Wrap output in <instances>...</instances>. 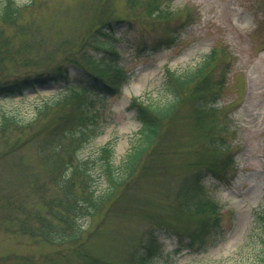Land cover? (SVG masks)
Listing matches in <instances>:
<instances>
[{"label": "rangeland", "instance_id": "obj_1", "mask_svg": "<svg viewBox=\"0 0 264 264\" xmlns=\"http://www.w3.org/2000/svg\"><path fill=\"white\" fill-rule=\"evenodd\" d=\"M9 1L0 0V85L75 53L84 35L99 24L100 16L130 19L115 29L120 39V64L129 80L122 83L121 93L109 99V106L101 113L105 130L78 152L81 159L94 158L108 144L117 163L125 156L141 127L131 100L136 97L146 103H164L168 97L164 93L166 68L179 73L194 68L215 48L221 57H228L222 62L219 57L211 72L215 80L225 74V89L216 105L229 109L226 141L235 162L226 178L207 171L202 175L205 193L221 205L224 239L200 250L183 247L185 242L179 238L185 235L180 227L190 228L191 221L168 213L162 225H150L140 218L141 213H135L137 207L142 210L141 202L130 199L122 207L126 210L90 218L82 240L85 249L116 264H133L132 247L144 253L151 234L157 246L152 256L155 264H256L263 247L255 212L264 207V0H163L171 11L163 19L148 18L143 0L132 8L128 0H12L20 10L16 20H6L3 14ZM167 33L174 37V43L157 45ZM85 52L95 58L110 56L94 46ZM69 69L73 79L81 66L74 64ZM65 85V81L48 82L22 95L0 96V115L10 114L17 120V125L0 131V264H85L72 253L79 248L48 242L31 229L34 224L38 227L32 213L38 208L45 212L43 200L58 193L53 165L40 152L37 141L57 113L48 112L25 129L21 126ZM188 110L189 105L178 108L172 122L173 136L187 135L183 120ZM184 151L176 161L179 168L184 167ZM176 172L182 174L179 169ZM146 177L145 171L137 175L134 194L144 199V210L155 211L157 201L164 214L163 207L173 203L174 188L169 185L155 201L151 199L153 187L148 184L154 179ZM155 187H161L160 183ZM45 214L55 220L56 228L61 225ZM178 246L182 250L176 253Z\"/></svg>", "mask_w": 264, "mask_h": 264}, {"label": "trees", "instance_id": "obj_2", "mask_svg": "<svg viewBox=\"0 0 264 264\" xmlns=\"http://www.w3.org/2000/svg\"><path fill=\"white\" fill-rule=\"evenodd\" d=\"M141 1L128 0V6L138 7ZM143 1L144 9L150 16L148 18L153 16L163 19L171 14L163 0ZM19 10L20 7L14 6L11 0L3 15L6 20H16ZM99 18V24L84 35L75 53L69 52L57 64L42 65L43 68L12 81H3L0 85V96L14 97L48 82H66L57 97L44 103L35 117L21 126L25 129L42 120L48 112L57 113L54 120H49L50 127L37 141L40 152L45 153L53 165L55 190L58 193L43 200L45 212L38 208L32 213L33 221L38 223V227L34 224L31 228L32 234L48 242L79 248L72 253L82 257L85 264H116L113 259L107 260L85 249L82 237L90 218L98 213L126 210L122 207L133 199L141 202L142 206V210L137 207L135 213H141L140 218L150 225H162L169 218L168 213H174L176 219L191 221L190 228L180 227L185 235L179 238L185 242L183 247L200 250L218 244L224 239L223 211L221 205L205 193L202 175L207 171L216 177L226 178L235 162L233 153L229 151L230 144L226 141V122L231 117L229 109L216 105L225 89V74L215 80L211 72L214 63L221 57L220 50L212 49L200 64L183 72L166 68L164 93L169 98L166 97L164 103H146L136 97L131 100V107L141 127L118 163L114 160V150L109 144L99 149L94 158L81 159L78 152L105 130L101 113L109 106V99L121 93L122 83L129 80L124 66L120 64V39L115 29L118 23L124 20L130 22V19L119 16ZM173 38L167 33L166 38L159 39L157 45L164 43L170 46L174 43ZM88 46L100 48L110 56L89 57L85 52ZM222 51L224 53L226 50ZM222 57L221 62L228 59L227 56ZM74 64L80 65L81 71L72 79L69 66ZM37 67H40L38 63ZM187 105L189 110L183 120L187 123V135L178 138L173 136L172 122L176 119L174 115L178 108L181 110ZM15 123L17 120L14 116L6 113L0 115L2 133L9 126L17 125ZM181 150H185L183 168L176 164L177 159L182 157L179 154ZM176 169L181 171L180 176ZM144 171L147 180L154 179L148 183L153 187L154 196L151 199L156 201L155 196L168 189L169 185L174 188L173 203L167 204V209L163 207L164 214L160 213L157 201L155 209L158 212L144 210V199L134 194L136 181H139L137 175ZM174 179L176 181L172 183ZM158 183L161 187H155ZM100 184H103L102 187H99ZM45 213L58 219L61 225L56 228L53 224L55 220L48 219ZM255 217L262 230L263 244L256 264H264V207L256 210ZM139 240V245H142ZM153 240L151 234V243L147 245L149 249L142 254L137 250L138 247H132L129 254L133 264H155L152 256L156 254L157 246ZM181 250L182 247L178 246L174 252Z\"/></svg>", "mask_w": 264, "mask_h": 264}]
</instances>
